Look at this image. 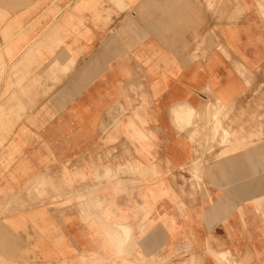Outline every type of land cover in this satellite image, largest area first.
I'll return each mask as SVG.
<instances>
[{
  "label": "crops",
  "instance_id": "0c3cea01",
  "mask_svg": "<svg viewBox=\"0 0 264 264\" xmlns=\"http://www.w3.org/2000/svg\"><path fill=\"white\" fill-rule=\"evenodd\" d=\"M250 80L264 0H0V264H264Z\"/></svg>",
  "mask_w": 264,
  "mask_h": 264
},
{
  "label": "rangeland",
  "instance_id": "374dc122",
  "mask_svg": "<svg viewBox=\"0 0 264 264\" xmlns=\"http://www.w3.org/2000/svg\"><path fill=\"white\" fill-rule=\"evenodd\" d=\"M23 83V82H22ZM19 81L16 82L15 87L19 88ZM254 95L242 98L240 104L246 105V107H250L252 109L253 105L257 109H264V81H253L250 80L248 82V91ZM224 109V106L213 102L212 100H208L206 106L204 107L203 113H197V111L189 106L181 105L173 111V118L177 127L181 130H185V128L192 126L194 124V120L196 117L200 119H204L206 116L211 117V120L207 123V126H202V131L205 133V142L206 149L211 150L213 145L216 144L218 136H220V140L222 143L229 135L228 129L223 127L222 119H221V110ZM198 127V126H197ZM195 132H199L197 128L194 130ZM196 172H198V166L196 165ZM127 236V235H126ZM127 242L119 241L116 246L118 248L122 247L123 244Z\"/></svg>",
  "mask_w": 264,
  "mask_h": 264
}]
</instances>
